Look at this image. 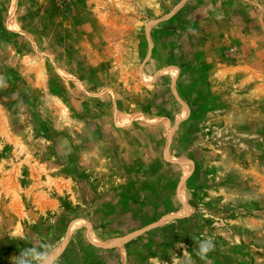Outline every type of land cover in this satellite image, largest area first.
Here are the masks:
<instances>
[{
	"label": "rangeland",
	"instance_id": "374dc122",
	"mask_svg": "<svg viewBox=\"0 0 264 264\" xmlns=\"http://www.w3.org/2000/svg\"><path fill=\"white\" fill-rule=\"evenodd\" d=\"M46 247L264 264V0H0V264Z\"/></svg>",
	"mask_w": 264,
	"mask_h": 264
},
{
	"label": "clouds",
	"instance_id": "9594fccd",
	"mask_svg": "<svg viewBox=\"0 0 264 264\" xmlns=\"http://www.w3.org/2000/svg\"><path fill=\"white\" fill-rule=\"evenodd\" d=\"M214 247L215 245L211 238L202 239L198 242L196 255L204 259ZM31 257L35 258V264H56L57 253L55 249L47 247L43 251L29 249L22 257L18 258V264H33V260L29 259Z\"/></svg>",
	"mask_w": 264,
	"mask_h": 264
}]
</instances>
